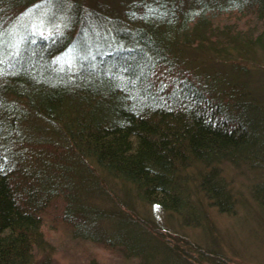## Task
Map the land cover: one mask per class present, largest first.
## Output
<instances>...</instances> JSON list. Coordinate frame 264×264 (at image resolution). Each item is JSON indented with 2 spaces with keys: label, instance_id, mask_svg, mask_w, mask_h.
Returning a JSON list of instances; mask_svg holds the SVG:
<instances>
[{
  "label": "trees",
  "instance_id": "16d2710c",
  "mask_svg": "<svg viewBox=\"0 0 264 264\" xmlns=\"http://www.w3.org/2000/svg\"><path fill=\"white\" fill-rule=\"evenodd\" d=\"M52 210L137 264H264L213 221L264 233V0H0V264Z\"/></svg>",
  "mask_w": 264,
  "mask_h": 264
},
{
  "label": "rangeland",
  "instance_id": "374dc122",
  "mask_svg": "<svg viewBox=\"0 0 264 264\" xmlns=\"http://www.w3.org/2000/svg\"><path fill=\"white\" fill-rule=\"evenodd\" d=\"M30 14H28L29 16ZM42 14H36L34 17V23H30L32 29H36L41 34L48 33L47 26L43 23ZM33 30V31H36ZM36 31V33H38ZM38 33V34H39ZM239 182L240 180L237 179ZM60 205V203H59ZM58 214L55 211H51L49 216L45 218V224L43 223L42 230L45 233V239L48 243L45 244L42 251L34 256L33 264H137L136 259L124 258L118 250H108L104 247H98L88 241L72 238L70 231L67 227L61 226L57 222ZM244 217L228 219L223 215H218L213 218V221L217 226L221 228H230V232L239 236H244V239L240 240L238 247L241 252L248 254L249 256H258L264 254V233L256 232V227L251 221H247ZM249 225L247 232L235 230L240 229L242 224ZM243 224V227H244ZM242 227V228H243ZM236 232V233H235ZM242 233V234H241ZM80 236H87L89 232L87 230H79ZM239 234V235H238ZM236 238V237H234ZM263 248V250H257ZM230 257V256H229ZM232 258V257H230ZM226 264H255L251 262V259L247 257L233 258Z\"/></svg>",
  "mask_w": 264,
  "mask_h": 264
}]
</instances>
